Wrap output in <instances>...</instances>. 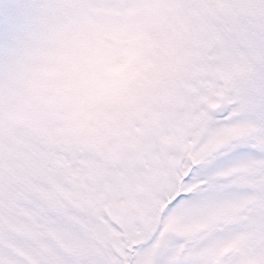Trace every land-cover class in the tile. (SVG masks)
I'll list each match as a JSON object with an SVG mask.
<instances>
[{
  "label": "snow or ice",
  "instance_id": "1",
  "mask_svg": "<svg viewBox=\"0 0 264 264\" xmlns=\"http://www.w3.org/2000/svg\"><path fill=\"white\" fill-rule=\"evenodd\" d=\"M169 9L208 31L184 119L140 153L77 135L38 81ZM0 264H264V0H0Z\"/></svg>",
  "mask_w": 264,
  "mask_h": 264
},
{
  "label": "rangeland",
  "instance_id": "2",
  "mask_svg": "<svg viewBox=\"0 0 264 264\" xmlns=\"http://www.w3.org/2000/svg\"><path fill=\"white\" fill-rule=\"evenodd\" d=\"M193 16L177 9L153 13L130 32L112 35L119 49L88 37L73 39L37 88L67 100L64 110L77 135L111 137L120 150L145 151L144 138L161 121L184 119L181 89L199 67L208 36L198 14Z\"/></svg>",
  "mask_w": 264,
  "mask_h": 264
}]
</instances>
